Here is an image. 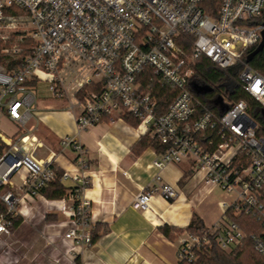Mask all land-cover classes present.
I'll return each mask as SVG.
<instances>
[{"label": "built area", "instance_id": "obj_1", "mask_svg": "<svg viewBox=\"0 0 264 264\" xmlns=\"http://www.w3.org/2000/svg\"><path fill=\"white\" fill-rule=\"evenodd\" d=\"M11 8L20 14H7ZM20 26L29 29L30 54L17 69L0 65V124L6 118L18 129L9 141L0 131V200L5 205L0 236L10 235L9 217L19 215L18 206L40 197L56 178V155L37 159L39 143L26 133L35 113L31 84L45 81L55 99L69 100L78 133L130 115L141 136L164 146L152 162L157 172L189 161L194 175L202 174L205 184L228 195L219 202L222 214L212 226L200 236L185 231L178 262L193 264L212 242L225 252L249 243L264 260V131L246 102L216 98V113L198 96L205 93L203 86L193 81L200 57L219 70L235 69L237 87L264 110V77L243 60L262 39L264 0H0V28ZM183 36L192 38L188 50L178 44ZM161 87L175 91L162 113L155 96ZM60 146L75 153V171L60 176L74 187L52 202L67 218L62 238L71 251L87 249L94 230L91 202L84 196L91 185L85 174L87 150L74 136L63 137ZM19 171L24 175L13 185ZM154 195L170 202L178 193L157 173L132 208L148 211ZM238 217L252 220L249 233L234 221ZM1 245L8 254L10 245Z\"/></svg>", "mask_w": 264, "mask_h": 264}, {"label": "crops", "instance_id": "obj_2", "mask_svg": "<svg viewBox=\"0 0 264 264\" xmlns=\"http://www.w3.org/2000/svg\"><path fill=\"white\" fill-rule=\"evenodd\" d=\"M39 83L46 84L48 91L47 82H34V95ZM48 93L49 97L42 101H37L35 95V113L26 125V133L39 143L37 159L56 155L52 164L55 174L75 171V153L60 146L63 137H76L87 150L89 167L85 174L91 185L84 196L91 202L97 238L89 248L71 251L70 243L62 238L67 218L52 202L60 198L48 199L42 194L26 198L17 208L18 224L10 235L0 236L1 244L10 245L9 253L3 254L0 244V264H177L179 240L192 217L198 216L205 196L216 187L205 184L202 174L194 175L189 161L169 164L157 172L152 162L158 151L151 147L139 149L140 132L123 120L104 121L78 133L69 100L55 99ZM6 128L11 131L6 133ZM17 130L16 124L6 118L1 120L0 131L5 140L14 139ZM157 173L162 183L177 191V198L167 202L154 195L148 211L134 210V198L154 185ZM23 175L24 171H19L15 175L17 183L12 181L13 176L12 184L19 185ZM58 182L65 193L74 187L70 180L61 181L59 177ZM198 217L206 226L201 214ZM163 225L177 232L167 238L160 230Z\"/></svg>", "mask_w": 264, "mask_h": 264}, {"label": "trees", "instance_id": "obj_3", "mask_svg": "<svg viewBox=\"0 0 264 264\" xmlns=\"http://www.w3.org/2000/svg\"><path fill=\"white\" fill-rule=\"evenodd\" d=\"M8 13H18L20 12L16 9H8ZM192 38L189 36H183L178 39V44L184 45V49L188 50L190 48ZM256 46H251L247 54L255 49ZM25 56L30 54V51H23ZM23 55L22 58L25 57ZM21 60H16L9 55L0 54V65H2L7 70H14L20 67ZM243 60L248 63L249 67L264 77V48L262 51L257 53L249 62L246 61V56ZM233 79L237 80V72L235 69H229L222 71L217 69L207 58L200 57L195 61L194 65V75L193 81L198 86H203L205 88L211 89L210 92L201 93L198 96L207 104L209 108L218 113L217 106L214 104V101L217 97H221L224 100L225 86L228 80ZM32 85V84H31ZM175 91L170 89H165L163 87L159 88L158 92L156 91V99L161 107L160 113L164 111L166 106L170 103L172 98H174ZM243 100L246 102L248 107L249 115L258 122L260 125L261 134L264 131V110L260 105L253 99H251L246 93H244L239 87H236L232 93L229 94L227 101L228 103H234L237 101ZM225 101V100H224ZM123 120L130 124L132 127L138 126V121L130 115H123ZM139 149H145L146 147H151L158 151V153L163 152L164 146L161 145L156 139H150L147 135L141 136V139L137 143ZM56 178L51 181L48 185L42 189L41 194L48 199H57L61 198L65 194V188L62 184L58 182L60 173H56ZM1 192V188H0ZM5 212V205L0 200V213ZM11 227L16 226L19 222L17 217L10 218ZM235 222L240 223L246 232H250L252 229V220L247 217H238L234 218ZM206 226L203 224L202 220L194 215L191 219L189 226L185 231H188L194 235H201L205 230ZM161 232L167 238H171L172 235L177 232L176 229L163 225L160 227ZM92 242L97 238L96 233L93 231ZM238 253L232 254L226 253L223 250H220L217 245L212 242L209 247L205 250L200 251L196 255V259L193 264H264V260L258 256L251 248V245L248 243L243 249L237 250ZM244 251V253H240ZM245 254V255H244ZM177 264H185L184 261H180Z\"/></svg>", "mask_w": 264, "mask_h": 264}, {"label": "rangeland", "instance_id": "obj_4", "mask_svg": "<svg viewBox=\"0 0 264 264\" xmlns=\"http://www.w3.org/2000/svg\"><path fill=\"white\" fill-rule=\"evenodd\" d=\"M29 33V29L26 26H20L17 29L0 28V54L9 55L16 60L22 59L23 55L25 56L23 51H30L32 46ZM225 87L223 97L224 100L227 101L229 94L237 87L236 81L229 78ZM35 95L37 97V101H42L44 97L48 98L49 93L47 91V85L39 83ZM5 131L6 133L10 132L11 129L6 128ZM39 152H42V150H39ZM12 181L17 183V177L15 176ZM227 198L228 195H226V193L219 188L214 189L205 196L200 208L198 209V213L203 217L206 226H212V224H214L221 217L222 209L219 206V202ZM236 253H238V251L232 252V254ZM240 253H244V251Z\"/></svg>", "mask_w": 264, "mask_h": 264}, {"label": "water", "instance_id": "obj_5", "mask_svg": "<svg viewBox=\"0 0 264 264\" xmlns=\"http://www.w3.org/2000/svg\"><path fill=\"white\" fill-rule=\"evenodd\" d=\"M263 48H264V30L262 32V39H261L260 43L255 47V49L253 51H251L250 53L247 54L246 61L249 62L257 53L262 51ZM201 90L204 92H210L211 91V89L205 88V87L201 88ZM217 100L220 102L222 101L221 97H217ZM222 109L225 110L226 106H223Z\"/></svg>", "mask_w": 264, "mask_h": 264}]
</instances>
